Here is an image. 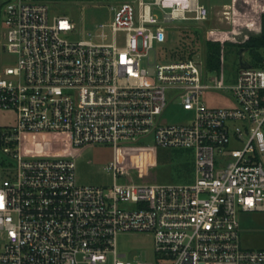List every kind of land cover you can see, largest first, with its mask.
Listing matches in <instances>:
<instances>
[{"label": "built area", "instance_id": "obj_1", "mask_svg": "<svg viewBox=\"0 0 264 264\" xmlns=\"http://www.w3.org/2000/svg\"><path fill=\"white\" fill-rule=\"evenodd\" d=\"M48 0H6L2 22L17 64L0 69V264H264V249L242 246L239 211H264V60L223 66L208 82L205 56L166 55L143 65L174 20L209 18L201 0L123 1L99 31L71 41L67 15ZM224 89L231 107H208L207 89ZM189 113L166 122L167 92ZM65 130L74 145L152 135L162 147L190 149V183L79 184L76 155L30 158L22 130ZM129 203V204H128ZM130 203L134 204L131 206ZM150 234L153 250H120L118 235ZM131 252V253H130Z\"/></svg>", "mask_w": 264, "mask_h": 264}, {"label": "rangeland", "instance_id": "obj_2", "mask_svg": "<svg viewBox=\"0 0 264 264\" xmlns=\"http://www.w3.org/2000/svg\"><path fill=\"white\" fill-rule=\"evenodd\" d=\"M6 0H0L3 7ZM125 0H49V14L67 15L74 22V29L63 34L71 41L89 37L99 31L100 22H110L114 7ZM135 1L137 0H127ZM153 2L154 0H144ZM209 8V18L201 20H174L172 27L166 29V41L154 44L148 57L142 59L143 65H155L166 55L181 56L191 53L193 56H205L207 32L225 31L230 37L242 40L252 35L240 21L233 18L231 0H201ZM0 12V47L8 42L6 27ZM182 52V53H181ZM263 52V51H262ZM223 81L232 84L236 80L239 68V47L226 43L221 47ZM264 57V53H263ZM262 57V58H263ZM245 58L252 64H258L247 50ZM17 64V55L7 49H0V69ZM219 70L206 66L208 82ZM201 100L208 107H231L234 100L227 90L207 89ZM167 106L160 116L166 122H181L189 117L182 109L174 92H167ZM16 123L14 110L0 108V127L12 128ZM264 130V125H263ZM20 146L23 156L30 158L76 155V178L79 184L107 187L113 181V169L110 162L123 166L125 174L116 178L120 183H190L194 181L195 169L193 154L183 148L162 147L155 143L152 135L137 140H121L115 152L109 142H95L74 145L69 131L65 130H22ZM129 204V203H128ZM131 206L134 204L130 203ZM239 230L242 246L251 249H264V211H239ZM120 250L140 251L143 259L150 257L153 240L150 234L124 233L118 235ZM130 252V253H131Z\"/></svg>", "mask_w": 264, "mask_h": 264}, {"label": "trees", "instance_id": "obj_3", "mask_svg": "<svg viewBox=\"0 0 264 264\" xmlns=\"http://www.w3.org/2000/svg\"><path fill=\"white\" fill-rule=\"evenodd\" d=\"M1 10H2V6L0 4V12ZM259 19H260L259 35L244 36V38L240 41H238L237 39L233 37L231 38L225 31H218V30L208 31L207 32L208 38L206 39V53H205V59H206L207 66L213 70L221 69L222 67L221 47L227 42L238 45L239 49L243 47L245 48L246 51L248 50L253 55V58H255L256 61H258L257 65H260L262 61L264 60V57H263V53H264V11L260 13ZM236 21L237 20L235 19V22ZM191 55H192L191 53H187V54L183 53L181 56H178V57H187ZM252 65H256V64H252ZM186 150L192 153L190 149H186Z\"/></svg>", "mask_w": 264, "mask_h": 264}, {"label": "crops", "instance_id": "obj_4", "mask_svg": "<svg viewBox=\"0 0 264 264\" xmlns=\"http://www.w3.org/2000/svg\"><path fill=\"white\" fill-rule=\"evenodd\" d=\"M231 3L233 6V18L235 17L236 20L251 29L254 36L259 35V17L260 13L264 11V0H231Z\"/></svg>", "mask_w": 264, "mask_h": 264}, {"label": "water", "instance_id": "obj_5", "mask_svg": "<svg viewBox=\"0 0 264 264\" xmlns=\"http://www.w3.org/2000/svg\"><path fill=\"white\" fill-rule=\"evenodd\" d=\"M245 51L243 47L239 49V65L242 67L250 66V63L245 58Z\"/></svg>", "mask_w": 264, "mask_h": 264}]
</instances>
